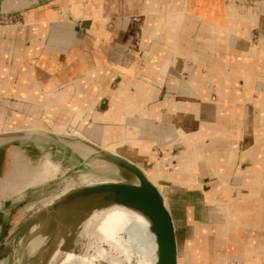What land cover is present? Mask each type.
Masks as SVG:
<instances>
[{
  "label": "crops",
  "instance_id": "obj_1",
  "mask_svg": "<svg viewBox=\"0 0 264 264\" xmlns=\"http://www.w3.org/2000/svg\"><path fill=\"white\" fill-rule=\"evenodd\" d=\"M3 15L0 264L63 194L40 195L47 160L72 173L100 149L195 177L163 181L201 193L182 236L173 218L178 264H264V0H0Z\"/></svg>",
  "mask_w": 264,
  "mask_h": 264
},
{
  "label": "rangeland",
  "instance_id": "obj_2",
  "mask_svg": "<svg viewBox=\"0 0 264 264\" xmlns=\"http://www.w3.org/2000/svg\"><path fill=\"white\" fill-rule=\"evenodd\" d=\"M13 20L12 17L9 15L0 16V23H8ZM177 150V149H176ZM161 153V152H160ZM161 155V154H160ZM92 161L97 166L104 167L106 164H111L112 168V176L116 177L115 180L120 181H130L133 182L136 180L134 176L129 174L127 171L122 169L121 167L117 166L109 162L108 160L102 158L99 154H95L92 157ZM182 162V161H181ZM51 165H50V164ZM54 163V164H52ZM56 163V164H55ZM49 164V165H47ZM180 164L181 166L177 171L184 168L186 164ZM55 165V166H54ZM60 165V166H59ZM163 161H159V166H163ZM58 166V167H57ZM50 168V171L47 173L48 182L45 183L42 187V191H40V195L44 194H51L56 192L59 188H62L63 194L68 192L69 190L79 187L81 183H83V177L86 174H93L96 173V170L93 169V164L86 165V167L79 168V170L67 173L66 171L69 169V166L61 165L59 161H49L46 162V168ZM99 167L100 170L102 168ZM107 167V166H106ZM156 170L150 169L149 173L153 177V182L158 186L161 187L162 191L166 193L164 196H170L174 194L178 197V206H182L183 209L181 212L178 211L176 207H174V202H170L168 197H165V203L173 218L176 217L177 225L179 228V233L182 236V232L186 228V224L188 223L189 217L192 215L193 212H197L198 209L196 204H199L200 199H195V197L201 196V193H198L197 190L190 191V189H186L184 187H177L174 185H167L163 183L165 179H170L172 181L185 183L182 178H186L187 173L181 172L182 174H178L181 179H175L173 176L175 172H169L166 168L160 174H158V169ZM60 168V169H59ZM59 169V170H58ZM95 170V171H94ZM64 171V172H63ZM61 174H64L63 176ZM57 177L56 179L52 180L50 178ZM174 178V179H173ZM157 179V180H156ZM97 182L101 179L98 177ZM104 182V181H100ZM45 186V187H44ZM30 192L31 198L37 196V193L34 189ZM174 192V193H173ZM193 194L191 195L190 193ZM39 195V194H38ZM192 196V197H189ZM189 197V198H188ZM190 199V201H189ZM55 201V200H54ZM201 202V201H200ZM192 203V204H191ZM111 204H99V197L93 196L90 198L81 199L77 202H74L68 206L59 208L55 211L49 212H42V210L46 209L48 205L42 207L40 210H33L31 213V217H29V222L26 224L25 230L20 234H17L16 239L14 240L15 245V252L12 254H8L5 256L7 258L6 264H42L43 258L46 255L48 246L52 243L56 245L58 249V253L49 259L47 264H61L62 260L65 256V251L61 250L60 247L67 244L72 243L74 244V248L71 249L77 253H95L97 254V247L101 244L100 236L98 233V221H94L90 225H86L88 220L92 217L95 211H99L100 209L109 207ZM176 205V204H175ZM127 214L130 219V222L133 225V220L131 217V210L127 209ZM41 211V212H40ZM180 213V214H178ZM182 214V215H181ZM191 214V215H190ZM31 219L33 220L31 223ZM198 230V234H199ZM190 239H194L190 238ZM202 239H204L202 237ZM212 244L208 247L212 250L210 254L215 257V251L213 248L214 242L211 241ZM104 247H108L106 243H103ZM114 251V250H113ZM115 252V251H114ZM117 254L116 256L120 258L121 261H125V264H138L139 254H131L130 259H127L123 253H114ZM179 254V251H178ZM96 264H110L107 259L102 256H98L96 258Z\"/></svg>",
  "mask_w": 264,
  "mask_h": 264
},
{
  "label": "water",
  "instance_id": "obj_3",
  "mask_svg": "<svg viewBox=\"0 0 264 264\" xmlns=\"http://www.w3.org/2000/svg\"><path fill=\"white\" fill-rule=\"evenodd\" d=\"M99 155L127 171L136 180L133 182L110 180L80 185L59 196L42 212L50 213L81 199L93 196H98L99 204L102 205L121 204L136 209L149 218L151 229L156 235L158 258L155 264H178L175 223L173 215L165 203L163 192L148 178L144 170L131 160L106 149H100ZM32 221L31 219V223ZM73 248L74 244L72 243L60 247L63 251ZM57 251L56 245L54 243L50 244L42 264H47L51 256Z\"/></svg>",
  "mask_w": 264,
  "mask_h": 264
},
{
  "label": "bare ground",
  "instance_id": "obj_4",
  "mask_svg": "<svg viewBox=\"0 0 264 264\" xmlns=\"http://www.w3.org/2000/svg\"><path fill=\"white\" fill-rule=\"evenodd\" d=\"M93 166V169L96 170V173L86 174L82 179L83 183H81V185L99 183L101 180L104 182L115 180L116 177L112 176L113 172L111 164L108 163L106 164L107 167H101L93 163ZM99 167H101L102 170H100ZM189 170H193V168H189ZM49 171L50 168L47 167L45 173H48ZM144 172L146 173L148 178L153 181V177L151 176L149 171L144 170ZM98 177L101 179L99 182H97L96 180ZM175 179L178 178L175 177ZM194 179L195 177L189 176L188 180L184 182H188ZM159 188L162 191L161 187ZM167 197L169 201H178L177 199L179 196L177 197L176 195L171 194ZM125 207L131 210L133 225L130 222ZM176 212L182 213V209L180 208ZM95 220L98 221V233L101 241V244L97 247V254H93L90 252L80 254L72 250H68L65 251V256L61 264H96V258L98 256L104 257L110 264H125V261H121L120 258L116 256L117 254H114L116 252L119 254L123 253L127 259H130L131 254L133 253L139 254L138 264H155L158 258L156 235L151 229V222L149 218L142 212L121 204H111L109 207L100 209L99 211H95L86 225L92 224ZM193 241L195 245L201 244V246H203V239L201 241L199 238L189 239L187 246H191ZM103 243H106L108 247H104ZM57 253L58 252H56L55 255ZM189 254L190 252L186 249V252L183 255H181L180 253L181 258L178 261H182L180 263H184L187 258L189 259Z\"/></svg>",
  "mask_w": 264,
  "mask_h": 264
}]
</instances>
